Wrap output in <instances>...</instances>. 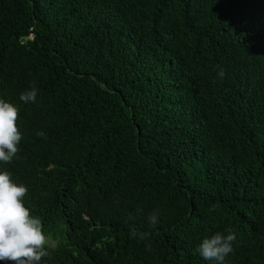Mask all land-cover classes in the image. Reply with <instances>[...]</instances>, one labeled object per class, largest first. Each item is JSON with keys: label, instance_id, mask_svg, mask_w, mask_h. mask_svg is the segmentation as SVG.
<instances>
[{"label": "trees", "instance_id": "16d2710c", "mask_svg": "<svg viewBox=\"0 0 264 264\" xmlns=\"http://www.w3.org/2000/svg\"><path fill=\"white\" fill-rule=\"evenodd\" d=\"M0 99L40 264H264V0H0Z\"/></svg>", "mask_w": 264, "mask_h": 264}, {"label": "clouds", "instance_id": "9594fccd", "mask_svg": "<svg viewBox=\"0 0 264 264\" xmlns=\"http://www.w3.org/2000/svg\"><path fill=\"white\" fill-rule=\"evenodd\" d=\"M217 75L223 79L225 71L218 66ZM38 89L31 87L21 93L19 99L25 104L36 101ZM19 109L12 103L0 99V162L11 163L20 151L18 145L22 140L17 121ZM43 135V133H38ZM28 188L15 183L8 171H0V261L10 264H40L42 258L48 257L46 245L48 237L43 231L41 218L32 215L24 204ZM148 220L151 226L158 223V211H154ZM228 234L215 233L203 239L197 248L200 256L207 261L224 264L225 257L233 251L236 235L228 229ZM136 237L135 230L132 231ZM146 238V234H141Z\"/></svg>", "mask_w": 264, "mask_h": 264}]
</instances>
